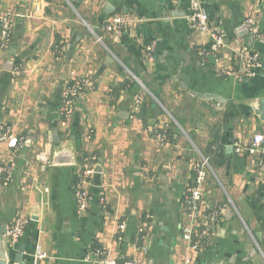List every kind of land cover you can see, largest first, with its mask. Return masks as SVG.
<instances>
[{
	"label": "crops",
	"instance_id": "crops-1",
	"mask_svg": "<svg viewBox=\"0 0 264 264\" xmlns=\"http://www.w3.org/2000/svg\"><path fill=\"white\" fill-rule=\"evenodd\" d=\"M9 12L0 124L18 145L0 144V230L29 219L18 246L6 239L11 264L22 244L26 264H99L87 260L96 249L120 264H264V175L248 151L264 133V0H0V17ZM193 12L225 36L219 54ZM116 15L134 21L120 37L101 30ZM55 155L73 161L54 164ZM94 155L82 214L77 177ZM200 159L211 171L194 221L201 243L190 250L183 204Z\"/></svg>",
	"mask_w": 264,
	"mask_h": 264
},
{
	"label": "built area",
	"instance_id": "built-area-1",
	"mask_svg": "<svg viewBox=\"0 0 264 264\" xmlns=\"http://www.w3.org/2000/svg\"><path fill=\"white\" fill-rule=\"evenodd\" d=\"M190 23L194 25L197 30L201 34L209 33L212 35L213 38V44L210 47V52L214 54H219L220 50L224 47L225 42V36L219 35L218 33L212 34L209 31L208 27V21L209 17L204 12H193L187 16ZM132 24H134V21H131L127 19L123 15H116L114 17H111L108 19L106 23L103 24L101 30L105 31L107 33L113 34L114 36L120 37L125 29L130 27ZM247 25L249 26V32L252 35V38L255 40H259V38L262 37L261 34H258L256 30V24L254 20H249ZM14 28L13 23V14L11 12L5 13L0 17V41L3 47H8L11 43L10 39L12 36ZM93 32V31H92ZM94 33V32H93ZM100 40L102 38L99 37ZM201 56L208 55V52L205 50H202L199 52ZM258 60V55H251L248 56V58L245 59L247 65L251 66L250 64H255ZM249 73V71H247ZM82 83L81 81L73 83L71 86H69L64 95V99L62 101L61 107H60V115L65 121V118H69L74 113L75 105L77 102V99L82 94ZM142 103V99L138 98L136 100V106H135V112L139 110V107ZM7 143L9 148L17 147L18 140L11 136V132L5 128L3 124H0V144ZM242 148L240 145H236V152L241 153ZM249 153L253 156H255L258 159V165L260 168V171L264 175V133H256L251 138V144L248 149ZM46 164L51 163L49 158H46L44 161ZM98 158L97 156H90L87 159H85L82 171L77 177V186L75 188V200L77 203V207L80 213L85 214L87 211L90 203L92 202L91 196L87 190V186L89 185V178L94 175L96 172V168L99 166ZM207 166L208 161L205 159H202L201 163H198L195 166V176H194V182L192 186L188 189L185 199H184V207H183V214L186 216V219L188 220V224L183 226L182 233L184 240L188 243V246L190 250H196L199 246L201 241H195V232H194V221L196 220V217L199 215V207L203 200V194L205 189V183H206V176H207ZM11 179V172H7L6 182L10 181ZM105 199H102V203ZM221 212H215L211 216V220H216L218 215L220 216ZM13 225L7 229L6 232V238L8 242L13 246H18L20 243L22 236L24 234L25 229L27 228L29 224V219L23 216H18L14 219ZM120 232L122 233L125 230V224H122L120 226ZM203 236H207V233H205ZM42 257V256H40ZM87 260H94L98 262L99 264H120L117 263L114 260H111L108 255H106L105 252H102L101 249H96L92 254H90L87 257ZM123 264H149L144 261H129L125 262ZM185 264H191L190 259H187Z\"/></svg>",
	"mask_w": 264,
	"mask_h": 264
},
{
	"label": "water",
	"instance_id": "water-1",
	"mask_svg": "<svg viewBox=\"0 0 264 264\" xmlns=\"http://www.w3.org/2000/svg\"><path fill=\"white\" fill-rule=\"evenodd\" d=\"M247 29H249V26L247 25ZM97 31V29H94ZM94 30H92L94 32ZM262 109L263 110V113L261 114V119L264 120V98L262 99ZM260 113V112H259ZM63 160V159H62ZM60 159V156L59 155H55L53 157V163L54 164H58V163H61V162H65V161H62ZM73 161V158L72 159H68L66 160V162H72ZM65 162V163H66ZM98 170V169H97ZM99 171V170H98ZM6 232H7V226L6 225H3L1 230H0V264H11V258H10V255H8V249H7V246H6ZM25 245L22 244L20 245L17 253L15 254V259H14V264H26L25 262V259H24V253H25ZM125 263V262H123ZM121 263V264H123Z\"/></svg>",
	"mask_w": 264,
	"mask_h": 264
},
{
	"label": "rangeland",
	"instance_id": "rangeland-1",
	"mask_svg": "<svg viewBox=\"0 0 264 264\" xmlns=\"http://www.w3.org/2000/svg\"><path fill=\"white\" fill-rule=\"evenodd\" d=\"M95 35L97 36V34L95 33ZM98 37V36H97ZM206 160V159H205ZM200 163H201V159L199 160ZM208 161V160H207ZM207 171H208V174H210V166H209V161H208V166H207Z\"/></svg>",
	"mask_w": 264,
	"mask_h": 264
}]
</instances>
